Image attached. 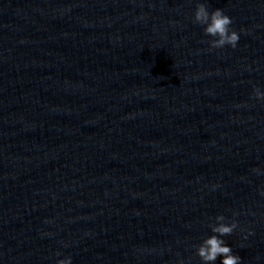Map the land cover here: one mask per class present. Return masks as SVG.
<instances>
[{"label":"clouds","instance_id":"obj_1","mask_svg":"<svg viewBox=\"0 0 264 264\" xmlns=\"http://www.w3.org/2000/svg\"><path fill=\"white\" fill-rule=\"evenodd\" d=\"M194 21L204 25L205 35L213 38L208 41L211 48L220 49L226 45L232 48L237 46L240 37L235 30L230 28L233 21L223 10L217 8L210 12L205 3H199L194 13ZM253 96L255 99L264 100V92H261L259 88H254ZM254 171L256 170L254 169ZM261 194L264 195V192ZM215 219L217 223L211 225V231L215 234L206 238L197 247V255L204 264H214L218 257H223L221 264H241V257L233 254L232 248L220 238L231 235L237 228V223L233 221L231 224H225L223 215H219ZM57 264H71V258L58 260Z\"/></svg>","mask_w":264,"mask_h":264}]
</instances>
